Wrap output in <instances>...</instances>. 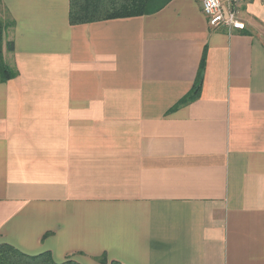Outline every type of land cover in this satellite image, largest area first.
<instances>
[{
  "label": "crops",
  "instance_id": "crops-1",
  "mask_svg": "<svg viewBox=\"0 0 264 264\" xmlns=\"http://www.w3.org/2000/svg\"><path fill=\"white\" fill-rule=\"evenodd\" d=\"M0 2L17 73L0 81V244L57 263L264 264V3L228 34L200 0L78 25L70 0Z\"/></svg>",
  "mask_w": 264,
  "mask_h": 264
},
{
  "label": "trees",
  "instance_id": "trees-1",
  "mask_svg": "<svg viewBox=\"0 0 264 264\" xmlns=\"http://www.w3.org/2000/svg\"><path fill=\"white\" fill-rule=\"evenodd\" d=\"M170 0H70L69 21L71 25L86 24L102 20L133 18L150 16L160 11ZM1 5V2H0ZM13 27L10 20L0 19V81L16 76L4 61V53L13 52V43L5 41L7 31ZM204 58L202 57L198 77L193 91L180 104H187L196 99L202 85V71ZM178 104V105H180ZM100 264H121L110 261L105 256L97 259ZM0 264H80L68 256L64 261L57 263L49 252L37 255H27L7 243L0 244Z\"/></svg>",
  "mask_w": 264,
  "mask_h": 264
},
{
  "label": "built area",
  "instance_id": "built-area-1",
  "mask_svg": "<svg viewBox=\"0 0 264 264\" xmlns=\"http://www.w3.org/2000/svg\"><path fill=\"white\" fill-rule=\"evenodd\" d=\"M254 1L264 3V0H200V9L210 28L230 34L243 29L242 9Z\"/></svg>",
  "mask_w": 264,
  "mask_h": 264
},
{
  "label": "rangeland",
  "instance_id": "rangeland-1",
  "mask_svg": "<svg viewBox=\"0 0 264 264\" xmlns=\"http://www.w3.org/2000/svg\"><path fill=\"white\" fill-rule=\"evenodd\" d=\"M203 15V14H202ZM205 18V17H204ZM0 19L2 20V21H4L5 20V15L3 14V12H2V9L0 8ZM206 19V18H205ZM207 22V21H206ZM4 42H5V40H4Z\"/></svg>",
  "mask_w": 264,
  "mask_h": 264
}]
</instances>
